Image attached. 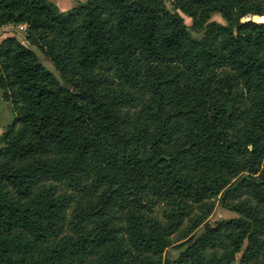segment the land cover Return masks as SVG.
<instances>
[{"label":"trees","instance_id":"1","mask_svg":"<svg viewBox=\"0 0 264 264\" xmlns=\"http://www.w3.org/2000/svg\"><path fill=\"white\" fill-rule=\"evenodd\" d=\"M247 15L264 0H0L59 77L0 40V264H264V22ZM214 198L236 216L208 224Z\"/></svg>","mask_w":264,"mask_h":264},{"label":"rangeland","instance_id":"2","mask_svg":"<svg viewBox=\"0 0 264 264\" xmlns=\"http://www.w3.org/2000/svg\"><path fill=\"white\" fill-rule=\"evenodd\" d=\"M51 1L55 4V6L57 7V9L60 12L66 13L75 4H77L78 2H83L84 0H51ZM163 4L168 10H172V0H163ZM177 12L183 18L184 23L186 25H189L191 22V19L187 15L180 13L179 11H177ZM249 16L250 15L244 16V18H247ZM210 20H214L218 23L224 22L223 19L220 17V15L217 13L211 14ZM6 29H7V32H11L12 35L14 37H16L21 43L29 46L26 39H25V28H21L19 26H14V27L11 26L9 29L8 28H6ZM193 35L196 37H199L201 35V33H193ZM29 47L35 52L39 62L47 70L51 71L55 75V77H57L59 79L58 73L53 68V66L49 63V61L43 56V54L41 52H39L36 49V47H34V46H29ZM0 112H2L0 115V132H2L5 129L6 125L8 124V119L11 120V113H10L9 109L5 107V102H2L1 100H0ZM58 189H60V185H58ZM212 202H213L212 210L206 215V219H205V221L208 224L214 225L218 220L236 216L235 213L228 211L224 208H221L220 205L218 204L217 198L212 199ZM200 230H201V227L197 228V230L195 231V234L199 233ZM172 245L167 248L166 253L168 255L174 257L177 253V250L173 249ZM244 245H245V243H244ZM238 256H239V254H237V258H238Z\"/></svg>","mask_w":264,"mask_h":264},{"label":"crops","instance_id":"3","mask_svg":"<svg viewBox=\"0 0 264 264\" xmlns=\"http://www.w3.org/2000/svg\"><path fill=\"white\" fill-rule=\"evenodd\" d=\"M9 26V27H8ZM11 26H19L21 28H25V24H16V25H12V24H7V28L9 29ZM3 30V29H2ZM0 31V40L5 37V36H8V35H12L11 32H7V29H5L4 31Z\"/></svg>","mask_w":264,"mask_h":264},{"label":"water","instance_id":"4","mask_svg":"<svg viewBox=\"0 0 264 264\" xmlns=\"http://www.w3.org/2000/svg\"><path fill=\"white\" fill-rule=\"evenodd\" d=\"M261 16L258 15H250L247 18L242 17L240 20L245 21V20H252V21H258V22H264V20L260 19Z\"/></svg>","mask_w":264,"mask_h":264},{"label":"built area","instance_id":"5","mask_svg":"<svg viewBox=\"0 0 264 264\" xmlns=\"http://www.w3.org/2000/svg\"><path fill=\"white\" fill-rule=\"evenodd\" d=\"M6 28H7V24H5V25H1V26H0V31H1L2 29H3L2 31H4Z\"/></svg>","mask_w":264,"mask_h":264},{"label":"bare ground","instance_id":"6","mask_svg":"<svg viewBox=\"0 0 264 264\" xmlns=\"http://www.w3.org/2000/svg\"><path fill=\"white\" fill-rule=\"evenodd\" d=\"M260 19L264 20V17H261Z\"/></svg>","mask_w":264,"mask_h":264}]
</instances>
